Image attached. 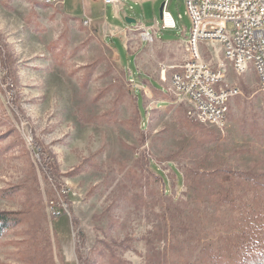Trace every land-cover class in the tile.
Returning a JSON list of instances; mask_svg holds the SVG:
<instances>
[{
    "label": "rangeland",
    "instance_id": "rangeland-1",
    "mask_svg": "<svg viewBox=\"0 0 264 264\" xmlns=\"http://www.w3.org/2000/svg\"><path fill=\"white\" fill-rule=\"evenodd\" d=\"M121 1L120 10L86 3L102 26L47 0H0V214L15 220L0 236V264H232L245 246L260 251L256 72L223 63L220 41L199 43L241 94L225 132L192 120L168 90L189 57L185 0ZM164 2L175 28L162 27ZM127 49L162 91L130 80L125 66L138 71Z\"/></svg>",
    "mask_w": 264,
    "mask_h": 264
},
{
    "label": "built area",
    "instance_id": "built-area-1",
    "mask_svg": "<svg viewBox=\"0 0 264 264\" xmlns=\"http://www.w3.org/2000/svg\"><path fill=\"white\" fill-rule=\"evenodd\" d=\"M101 1L106 5L120 3L119 0ZM47 2L60 8L64 6L63 0ZM185 3L192 22L187 47L189 57L173 73L168 90L187 105L192 120L225 132L230 102L241 90L225 81L224 67L214 68L203 58L199 43L220 41L223 63L232 65L239 75L254 69L264 101V0H185ZM163 21L164 29L176 27L172 15L166 11ZM144 34L146 39H152L149 29Z\"/></svg>",
    "mask_w": 264,
    "mask_h": 264
},
{
    "label": "trees",
    "instance_id": "trees-1",
    "mask_svg": "<svg viewBox=\"0 0 264 264\" xmlns=\"http://www.w3.org/2000/svg\"><path fill=\"white\" fill-rule=\"evenodd\" d=\"M127 54H128L129 59L132 61L131 64L136 66L135 57H134V55L129 53L128 49H127ZM125 68H126V73H127L128 77H130V80H132L133 82H137L140 85H143L144 87L149 86V87H152L154 90L162 91L163 88L160 87V85L155 80L151 79L146 74H141L138 71L137 67H136V69L138 71L137 73H135L134 70L129 69L127 66H125ZM140 94L143 97V105H144L145 91L143 89H138L137 90V106H138V97L140 96ZM138 109H139V107H138ZM145 112H146V116H147V111L145 110ZM40 155H41V160H40L41 167L45 171H48L47 174L49 175L52 182L58 187L59 190H61L62 189V187H61L62 181H60L59 177H57V175L54 172V167H55L54 162H53L54 160L52 159L51 156H49L47 158L44 153H41ZM171 167H172V165H171ZM176 174L180 179H182V176L177 171H176ZM241 175L242 174H237L235 176L238 179H240ZM162 177H163L164 183L167 186L168 180H167L166 175L164 173H162ZM238 182H240V180ZM255 208H257V207H255ZM257 210L259 211V213H257V215H259V214L263 215L264 214L263 209L262 210L257 209ZM249 213H251V216L256 217V215H255L256 213H253L251 211H249ZM13 221H15V220L12 218L6 217L5 214H0V236L4 233L6 226ZM73 222L75 225H77L76 220H74ZM252 232L256 233V234H262L261 242H260V251H256L253 254L246 252V251H251V250H247V247L245 246V243H244L243 245L245 246V249L243 251H245V252H243V254L241 255L242 258L244 257L243 260L240 263H236V261H234V263H232V264H264V228L259 229L257 227L255 229H253ZM248 241H251V240H248ZM257 242H258V240H257Z\"/></svg>",
    "mask_w": 264,
    "mask_h": 264
},
{
    "label": "crops",
    "instance_id": "crops-1",
    "mask_svg": "<svg viewBox=\"0 0 264 264\" xmlns=\"http://www.w3.org/2000/svg\"><path fill=\"white\" fill-rule=\"evenodd\" d=\"M63 1H64L65 13L69 12V13L74 14V15H81L82 18H87L88 20H90L94 24H98V25H102V26L107 25L105 19L100 18V16H96L94 14V12L87 10V8H86V6H87L86 3L91 2V1L96 2V3H101L104 5V7H106L107 5L105 3H103V1H101V0H63ZM119 1H120L119 4H117V5L113 4V5L117 9L120 10L123 8V3L121 0H119ZM73 18H75V17H73ZM111 28H113V27H111ZM115 30L117 32H120V31L122 32V30H125V29L123 28V29H115ZM116 34L118 35L119 33H116ZM136 67H137V65H136ZM147 87H149V86H147Z\"/></svg>",
    "mask_w": 264,
    "mask_h": 264
},
{
    "label": "water",
    "instance_id": "water-1",
    "mask_svg": "<svg viewBox=\"0 0 264 264\" xmlns=\"http://www.w3.org/2000/svg\"><path fill=\"white\" fill-rule=\"evenodd\" d=\"M165 6H166V2L163 3L162 7H161V18L163 19L164 18V9H165ZM130 21V19H128Z\"/></svg>",
    "mask_w": 264,
    "mask_h": 264
}]
</instances>
